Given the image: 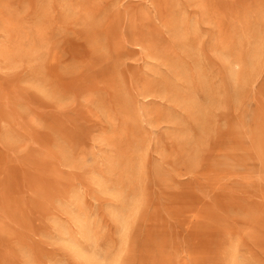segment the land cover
Here are the masks:
<instances>
[{"label":"rangeland","instance_id":"1","mask_svg":"<svg viewBox=\"0 0 264 264\" xmlns=\"http://www.w3.org/2000/svg\"><path fill=\"white\" fill-rule=\"evenodd\" d=\"M217 1L232 35L231 56L216 47L218 28L203 22L200 12L196 14L197 6L191 3L199 0H170L179 6L167 17L179 19L185 12L187 21L199 20L195 53L178 50L175 59H152L134 47V57L127 61L128 75L131 69L138 75L137 91L150 81L157 93L156 97H135V121L130 130L123 126L113 129L95 102L56 94L45 87L42 78L21 85L25 94L36 95L45 106L38 113L46 126L67 127L72 141L68 144L59 132L50 130L48 143L35 133L41 127L29 112L18 119L25 132L14 144L18 184L24 202L38 203L44 211L47 233L36 237L37 242L28 240L33 249L9 247L8 264H198L205 258L203 241L213 239L188 236L174 222L167 233L149 228L156 208L173 221L170 210L178 202L190 204L187 190L212 207L243 190L248 202L260 204V192L264 194V0ZM20 3H39L43 30L52 32L50 42L43 45L44 54L65 39L66 47L71 46L75 27L72 3H135L139 10L155 15L153 0ZM160 30L157 39L163 51L173 45L172 33L164 26ZM96 56L102 60L100 53ZM69 64L65 71L72 79V60ZM105 67L111 69V62ZM185 70L188 76L180 81ZM97 75L89 70L81 84L95 88ZM110 105L111 97L105 108ZM158 113L160 121L154 118ZM122 120L121 115L119 123ZM98 122L103 129L94 127ZM46 126L40 130L48 133ZM53 164L59 166L64 180L45 176L44 171ZM204 167L212 171L210 176H204ZM168 183L173 187L166 189ZM176 191L183 196L177 201ZM216 195L221 196L219 202ZM188 209L183 210L181 217L187 223L182 224L190 225ZM11 220L19 219L14 214ZM85 226L89 240L83 236ZM253 241L248 237L240 250L253 248L258 262L250 254L244 258L264 264V250H258ZM231 244L220 239L211 242L207 264H232Z\"/></svg>","mask_w":264,"mask_h":264},{"label":"bare ground","instance_id":"2","mask_svg":"<svg viewBox=\"0 0 264 264\" xmlns=\"http://www.w3.org/2000/svg\"><path fill=\"white\" fill-rule=\"evenodd\" d=\"M153 1L154 17L149 10H139L138 4L135 3H72L75 27L72 28L71 46L66 47L65 39L59 44H53L44 54L43 45L50 42L52 32L43 30L39 3L0 0V264H8L6 258L9 247L28 246L33 249L28 240L37 242L36 237L47 233L44 211L38 203L27 205L24 202V192L18 184L14 144L25 136V132L19 127L18 119L23 117V113L29 112L37 126L41 127L34 130L35 133L44 141L48 140V143L51 140L50 130L52 133L59 132L57 135L66 140V143L72 141V134L67 127L64 130L53 125L46 126L44 116L38 113L45 106L36 95L35 97L25 94L21 85L28 79L36 83L42 78L46 83L45 87L52 89L56 94H72L76 99L85 97L90 99V103L95 102L113 129L123 126V130H130L135 121V97H156L157 93L150 81L143 82L141 90L137 91L138 75L134 74L132 69L128 75L130 65L127 61L134 57V47L146 51L147 56L152 59H175L178 50L195 53L200 38L199 20L187 21L189 19L185 12L179 19L168 20L172 10L179 5L169 3L170 0ZM199 2L191 3L197 6L196 14L200 12L201 18H204L203 22L218 28L220 37L216 41V47L228 53V57L231 56L233 39L223 7L217 0ZM163 26L172 33L173 45L162 51L157 37L161 34L160 28ZM97 53L102 55V60H98ZM71 60L72 79L65 71ZM109 62L112 68L107 70L105 66ZM179 62L181 60L176 61L178 64ZM191 64L195 65L196 62ZM89 70L98 74L94 79L95 88L81 84ZM187 70L189 71V68ZM187 70L184 71L186 75L179 76L180 81L188 76ZM109 97L112 99V105L106 109ZM121 115L123 120L119 123ZM161 117L158 113L154 118L160 121ZM43 126L48 127V133L40 130ZM94 127L104 128L99 122L95 123ZM50 168L49 171H44L45 176L56 181L64 180L59 166L53 164ZM203 172L204 176H210L212 173L206 167ZM171 187V183L166 185V189ZM246 193L247 191L243 190L242 194H236L224 202H219L221 196L216 195L214 199L219 203L212 207L187 190L186 196L190 199V204L178 202L177 206L170 210L173 203L168 209L172 212L173 221L166 220L156 208L153 217L149 219L148 227L155 226L161 233H167L174 222L178 230L185 231L188 236H210L212 241H203L205 258L198 264H207L208 256L212 255L209 252L210 243L216 239L222 240L223 244L232 243V264H254L252 260L258 262V259L251 251L253 248L250 247L247 251L240 249L246 246V240L250 237L254 239L253 244L258 250H264V194L260 192L261 201L257 204L248 202V197L243 196ZM175 195L176 201L183 197L178 195L177 191ZM186 208H189L187 213L192 214L190 225L181 223H187V220L181 217ZM14 214L19 220H11ZM83 236L89 240L86 226ZM246 254H250L252 258L254 256V259H245ZM241 256L244 258L243 263L239 262Z\"/></svg>","mask_w":264,"mask_h":264}]
</instances>
